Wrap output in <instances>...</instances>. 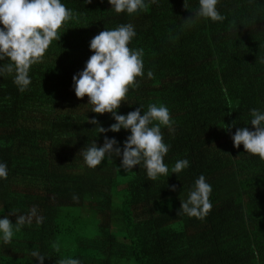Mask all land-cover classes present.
I'll list each match as a JSON object with an SVG mask.
<instances>
[{
	"label": "trees",
	"instance_id": "1",
	"mask_svg": "<svg viewBox=\"0 0 264 264\" xmlns=\"http://www.w3.org/2000/svg\"><path fill=\"white\" fill-rule=\"evenodd\" d=\"M63 2L75 18L32 66L29 88L18 90L15 73L0 77V161L9 169L0 180V218L15 223L13 213L34 206L44 217L0 243V264H38L32 249L48 256L44 264L67 257L82 264H264V160L231 139L237 128L252 130L251 109L264 110V0H220L222 22L199 19L191 27L184 20L194 17L198 0L187 8L184 0H149L133 15L115 13L107 0ZM128 23L137 32L129 47L144 50L145 75L118 114L153 103L170 109L173 128L161 129L171 145L165 163L171 169L190 161L178 177L170 171L152 181L139 166L124 172L119 157L93 169L79 153L93 141L101 146L105 135L123 148L130 135L99 134L87 118L104 128L115 120L91 112L72 79L93 54L90 40ZM201 174L213 188L212 209L203 219L178 215Z\"/></svg>",
	"mask_w": 264,
	"mask_h": 264
},
{
	"label": "clouds",
	"instance_id": "2",
	"mask_svg": "<svg viewBox=\"0 0 264 264\" xmlns=\"http://www.w3.org/2000/svg\"><path fill=\"white\" fill-rule=\"evenodd\" d=\"M103 2V0H102ZM111 9L117 14H136L148 6L149 0H107ZM155 4L158 0H150ZM91 3V0H85ZM220 0H198V8L194 17L184 20L186 26L191 27L197 20L205 19L212 22H222L225 17L219 11ZM188 0H184L187 8ZM75 18L63 0H0V77L6 73L14 75L13 82L21 92L31 85L30 70L33 65L42 62L53 41L61 38L60 29L66 22ZM137 36L135 26L131 23L121 24L114 29H105L95 35L89 43L93 53L86 61L83 70L74 74L73 89L76 97H88L91 112L97 114L110 113L115 123L104 128L97 119H88V123L96 125L101 133H119L122 129L130 132L123 142L115 138L104 136V142L98 146L95 141L87 144L79 152L84 163L89 168H97L106 159L121 158L119 169L124 172L132 171L135 166L143 167L149 180L155 181L161 176L168 177L169 172L178 175L190 167L188 159H179L169 168L165 163L171 145L164 142L162 126L170 131L174 120L170 109L166 105L155 103L148 105L143 111L140 105L134 111L118 114L122 102H127L130 89L139 87L138 77L145 75L144 50L130 48L129 45ZM7 58V62H4ZM151 78L153 73L148 71ZM250 124L248 127L237 128L231 136L234 147L243 145L246 153L258 156L264 160V110L253 108L250 110ZM248 122V123H249ZM247 123V124H248ZM235 126L227 125L229 130ZM9 169L6 162L0 161V180L8 178ZM175 191L176 186L172 185ZM213 188L205 175L201 174L190 187L187 198L181 200L179 214L203 219L212 209L210 200ZM74 199H78L74 197ZM16 216L15 223L4 215L0 218V243L7 245L14 235L21 231L26 224H31L33 218L42 223L44 217L38 209L32 207L26 215ZM59 252V245L55 246ZM30 255L44 264L46 255L38 249L30 250ZM59 264H82L79 258H62Z\"/></svg>",
	"mask_w": 264,
	"mask_h": 264
}]
</instances>
